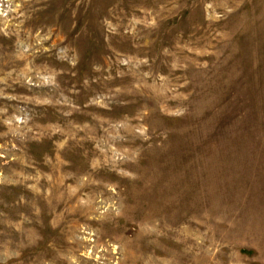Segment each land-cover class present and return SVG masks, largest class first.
Wrapping results in <instances>:
<instances>
[{"label": "rangeland", "instance_id": "1", "mask_svg": "<svg viewBox=\"0 0 264 264\" xmlns=\"http://www.w3.org/2000/svg\"><path fill=\"white\" fill-rule=\"evenodd\" d=\"M0 264H264V0H0Z\"/></svg>", "mask_w": 264, "mask_h": 264}]
</instances>
